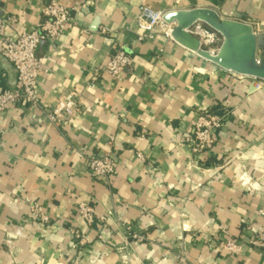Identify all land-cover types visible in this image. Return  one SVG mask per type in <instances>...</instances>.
Instances as JSON below:
<instances>
[{
    "label": "crops",
    "instance_id": "0c3cea01",
    "mask_svg": "<svg viewBox=\"0 0 264 264\" xmlns=\"http://www.w3.org/2000/svg\"><path fill=\"white\" fill-rule=\"evenodd\" d=\"M49 1L0 0V15L18 17L9 33L33 29ZM59 1L75 24L37 48L41 100L75 90L84 109L61 126L29 104L0 115V264H264V250L251 244L264 237V80L225 70L161 31L138 40L143 4L212 8L261 33L264 0ZM118 48L133 60L111 79L102 68ZM204 109L231 116L214 148L196 155L191 140ZM108 152L114 176L92 175L89 157ZM81 202L95 208L93 223ZM35 203L48 221L33 216ZM226 238L242 242L240 253L220 247Z\"/></svg>",
    "mask_w": 264,
    "mask_h": 264
},
{
    "label": "built area",
    "instance_id": "2783aa9c",
    "mask_svg": "<svg viewBox=\"0 0 264 264\" xmlns=\"http://www.w3.org/2000/svg\"><path fill=\"white\" fill-rule=\"evenodd\" d=\"M139 9L138 23L145 32L138 35V40H152L160 31L167 38L174 39L172 33L177 27V23L168 22L165 19L167 12L156 10L145 4L141 5ZM17 24V16L0 15V48L2 54L18 71L15 89L0 90V115L13 104H29L41 107L47 119L55 126H61L73 120L84 109L80 93L73 90L60 96L53 104H43L38 83L42 59L37 55V48L41 42L56 41L72 28L75 24L72 10L59 0H50L42 7L41 19L33 29L16 34L9 33L11 27ZM100 32L111 34V30L106 27H101ZM187 32L198 38L201 49L212 55L218 54L223 43V36L218 31L202 21H197L187 29ZM132 60L130 52L124 48H118L104 65L102 71L111 79H117L125 68L132 63ZM96 74H99L98 70H96ZM259 86L257 84V87ZM89 87L94 88L95 83H89ZM229 116H231V112L227 109L222 112H214L211 109L198 112L191 140L193 154H202L214 148L215 133L225 126ZM146 137L147 131L145 129L137 135V139L140 141ZM115 141V136H110L109 144ZM139 156L142 157V154ZM89 168L92 175L111 179L116 172V162L112 158L111 152L93 154L89 157ZM79 207L81 217L87 223H93L96 217L95 208L88 202H81ZM31 209L34 217L44 222L48 221V216L40 212L38 204H32ZM102 220L105 221V218L102 217ZM128 229L131 230V227ZM129 235L136 240L145 239V236L140 233L130 232ZM81 242L84 243L85 241L81 239ZM251 244L253 247L264 250V237H253ZM220 247L231 254H238L242 250V242L226 238L220 243Z\"/></svg>",
    "mask_w": 264,
    "mask_h": 264
},
{
    "label": "water",
    "instance_id": "95a60500",
    "mask_svg": "<svg viewBox=\"0 0 264 264\" xmlns=\"http://www.w3.org/2000/svg\"><path fill=\"white\" fill-rule=\"evenodd\" d=\"M165 19L177 23L172 36L187 48L225 70L264 80V32H255L248 23L222 18L212 8L170 10ZM197 21L204 22L223 36L217 55L201 49L198 38L187 32ZM0 70L7 72L8 88L14 90L18 71L2 54L1 48Z\"/></svg>",
    "mask_w": 264,
    "mask_h": 264
},
{
    "label": "clouds",
    "instance_id": "9594fccd",
    "mask_svg": "<svg viewBox=\"0 0 264 264\" xmlns=\"http://www.w3.org/2000/svg\"><path fill=\"white\" fill-rule=\"evenodd\" d=\"M243 183H245L246 185L250 183V178L245 174L241 177Z\"/></svg>",
    "mask_w": 264,
    "mask_h": 264
},
{
    "label": "rangeland",
    "instance_id": "374dc122",
    "mask_svg": "<svg viewBox=\"0 0 264 264\" xmlns=\"http://www.w3.org/2000/svg\"><path fill=\"white\" fill-rule=\"evenodd\" d=\"M229 118H230V116L228 117V119H229ZM245 174L249 177V175H248L247 173H245V172L242 173V175L240 176V181H241L242 183H243V181H242L241 177H242L243 175H245ZM249 178H250V177H249ZM243 184L246 185L245 183H243Z\"/></svg>",
    "mask_w": 264,
    "mask_h": 264
},
{
    "label": "trees",
    "instance_id": "16d2710c",
    "mask_svg": "<svg viewBox=\"0 0 264 264\" xmlns=\"http://www.w3.org/2000/svg\"><path fill=\"white\" fill-rule=\"evenodd\" d=\"M221 35V34H220ZM222 36V35H221Z\"/></svg>",
    "mask_w": 264,
    "mask_h": 264
}]
</instances>
